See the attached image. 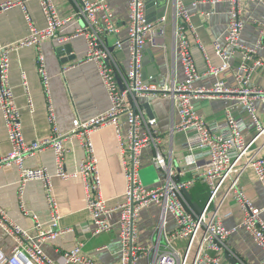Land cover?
Returning <instances> with one entry per match:
<instances>
[{
  "label": "built area",
  "instance_id": "1",
  "mask_svg": "<svg viewBox=\"0 0 264 264\" xmlns=\"http://www.w3.org/2000/svg\"><path fill=\"white\" fill-rule=\"evenodd\" d=\"M46 19V26L39 28L26 5V0H8L0 4V11L15 5L22 8L29 33L15 44L0 41V110L3 115L11 151L2 155L0 165L15 164L19 172V201L25 214V190L31 181L42 183L50 213L49 227L34 215V232L15 222L0 206V227L11 238L9 252L0 248V264H102L79 255L83 241L54 260L43 248V243L65 232L77 228H61L62 214L54 191V177L69 180L80 176L84 180L87 224L80 227L82 234L94 236L112 230L110 213L114 210L104 195L103 178L93 135L113 125L122 156L125 177L123 200L117 205L118 246L121 264H226L228 240L236 231L225 226L221 207L232 197L243 215L238 227L244 228L264 252L263 209L248 196L242 184L243 176L252 171L264 191V120L258 114V103L264 104V85H250L264 60L254 58L258 48L264 45V15L251 18L259 28L255 45L243 41L246 20L243 3L247 0H225L229 2L228 25L223 41L213 43L215 57L206 52V46L197 33L194 14L187 0H176V51L184 78L170 76L162 83L148 76L144 67L145 46L148 39L157 45L167 34L169 17L151 19L147 12V0H129L127 29L125 36L117 38L113 47L126 48L129 65L125 68L116 60L107 38L119 34L116 16L108 0H83L75 13L61 15L54 0H37ZM193 6L207 1L190 0ZM224 1V0H223ZM264 7V0H257ZM210 15V13H206ZM84 21L71 35L60 40L83 36L87 41L84 61L97 65L101 81L110 99V107L86 120L76 118L69 133H62L53 103L50 76L41 45L45 39L57 37L58 33L74 20ZM188 30L195 33L198 46L205 52L206 74L213 79L209 86L198 84L201 72L198 68ZM25 46L38 48L36 64L47 98V119L50 132L36 140L24 136L21 109L17 103L10 80L11 53ZM238 58L234 65L233 60ZM233 70L234 85H228L225 74ZM26 77L24 85L28 91ZM171 96L179 113V121L169 132L185 137L184 165L175 173L170 158L163 154V134L158 128V119L149 117L140 100L146 97ZM222 97L226 100L223 119H208L199 112V98ZM29 106L32 100L29 98ZM249 117L248 130L242 129L238 112ZM78 141L84 155L75 171L66 169L68 141ZM172 147V146H171ZM46 149H52L56 169L52 173L46 166L32 168L26 159ZM171 152L173 149L171 148ZM149 153L153 165L164 172V179L149 186L143 182L140 171L143 156ZM197 180L208 188V196L198 211L188 199L185 191H191ZM150 206L160 208L159 222L155 229L156 240L144 245L139 240L138 220L143 209ZM169 218L175 222L172 233L165 231ZM79 228V227H78ZM78 230V229H77ZM164 234V235H163ZM236 258V257H235ZM237 259V258H236ZM240 264H249L238 260ZM258 264H264V260Z\"/></svg>",
  "mask_w": 264,
  "mask_h": 264
},
{
  "label": "crops",
  "instance_id": "2",
  "mask_svg": "<svg viewBox=\"0 0 264 264\" xmlns=\"http://www.w3.org/2000/svg\"><path fill=\"white\" fill-rule=\"evenodd\" d=\"M8 0H0V4ZM61 15L69 16L76 12L83 0H54ZM129 0H108L113 9L119 34L107 38L110 49L116 54V60L125 68L129 65V53L126 48L118 50L113 47L117 38L124 37L127 29V12ZM176 0H147L148 14L151 19H156L160 13L169 17L167 34L153 45L148 39L145 46V60L152 64L145 70L148 76H154L162 83L168 77L175 76L178 80L184 78L183 70L176 51L177 39L175 36L176 20L174 17ZM190 11L194 14V24L200 39L206 46V52L215 57L213 43L223 41L228 25V1H207L193 6L190 0L186 1ZM26 5L39 28L46 26V19L37 0H26ZM243 17L246 27L243 32V41L255 45L259 38V28L251 21L264 15V7L257 0H247L243 3ZM210 13V15H206ZM82 20H74L66 25L57 37L45 39L41 45V52L45 55L48 73L50 76L51 93L55 111L58 117L59 128L66 134L73 128L76 118L82 120L94 117L105 112L110 107V99L101 81L97 65L92 61H84L87 50V41L83 36L61 41L64 36L71 35L79 26L84 25ZM29 33V28L21 6L15 5L0 11V41L4 44H15L24 39ZM192 50L201 72L198 84L209 86L213 79L206 72L205 52L198 46L195 33L187 32ZM70 45V50H60L62 45ZM38 48L25 46L11 53L10 80L14 88L17 103L21 109L24 136L27 140H36L45 137L50 132L47 119V98L41 77L38 73L36 56ZM74 57V58H72ZM256 60H264V45L258 48L254 55ZM66 60V61H65ZM238 58L233 60L234 65ZM155 64V66H154ZM26 77L28 91L24 85ZM228 85H234L233 70H229L224 77ZM250 85H264V67H259L250 82ZM29 98L32 107L29 106ZM149 102L155 118L158 119V128L163 134L161 150L168 158L175 173L184 165L185 137L175 134L173 139L169 132L174 123L180 119L175 101L171 96L157 95L140 100L141 105ZM199 112L208 119H223L226 100L222 97L199 98ZM238 112V111H237ZM242 120V129L248 130L249 117L238 112ZM258 114L264 120V104L258 103ZM99 166L103 178L104 195L114 210L110 213L113 228L107 233L94 236L91 233L82 234L81 226L87 224L89 213L86 209V194L84 180L74 177L63 180L54 177V191L60 205L62 214L61 228H77L72 232H65L48 239L43 243L44 250L54 260L74 249L79 242L84 245L79 255L102 264H121V255L118 246V218L117 205L123 200L125 192V177L122 165V156L116 139L115 127L108 126L93 135ZM172 146V147H171ZM69 152L66 156V169L75 171L83 158L84 152L78 141H68ZM7 130L0 110V152L2 155L11 151ZM171 148L173 152H171ZM26 165L32 168L46 166L54 173L56 169L54 152L46 149L33 157L26 159ZM142 170L149 186L155 185L164 179V172L157 169L149 153L143 156ZM19 172L15 164L0 165V206L9 216L25 229L34 232V215L43 223L44 228L49 227L50 213L47 205L44 188L41 182L31 181L25 190V202L28 214L20 206L19 201ZM244 185L248 196L255 204L263 209L264 217V191L257 182L252 171H247L243 176ZM206 189V191H205ZM192 200L200 207L206 201L208 188L201 180H197L190 191ZM160 208L150 206L141 211L138 220L139 240L144 245H150L156 240L155 231L159 222ZM224 224L229 229H236L228 240V251L238 260L249 264H258L264 260V252L254 242L250 234L242 227H238L242 219V211L232 197H229L221 207ZM79 227V228H78ZM175 222L169 218L165 228L167 234L172 233ZM164 235V234H163ZM12 247L11 238L0 227V248L9 252ZM227 255V254H226ZM225 255V258H226ZM145 264L142 260L140 264ZM226 264H231L226 258Z\"/></svg>",
  "mask_w": 264,
  "mask_h": 264
},
{
  "label": "water",
  "instance_id": "3",
  "mask_svg": "<svg viewBox=\"0 0 264 264\" xmlns=\"http://www.w3.org/2000/svg\"><path fill=\"white\" fill-rule=\"evenodd\" d=\"M147 12H148V5H147ZM162 15H163V12L160 13V16H159V17H161ZM60 50H63V51H67V52H68V51L70 50V45H68V44H66V45H62V46L60 47ZM72 58H74V57H72ZM65 61H66V60H65ZM151 65H152V64H150L149 62H147V61L144 59V67H145V70H149V67H150ZM154 66H155V64H154ZM143 107L145 108V110H146V112H147V114H148L149 117H154V115H153V113H152V110H151V105H150L149 102L144 103V104H143ZM185 194L187 195L188 199L192 202V204L195 206V208H196L198 211H200L201 208L198 206V204H197L195 201L192 200V196H191L190 192L186 190V191H185ZM226 258H227V260H228L231 264H240V263H238L237 259H236L234 256H232V255L227 254V255H226Z\"/></svg>",
  "mask_w": 264,
  "mask_h": 264
},
{
  "label": "rangeland",
  "instance_id": "4",
  "mask_svg": "<svg viewBox=\"0 0 264 264\" xmlns=\"http://www.w3.org/2000/svg\"><path fill=\"white\" fill-rule=\"evenodd\" d=\"M140 175H141V177H142V179H143V182H144L146 185H151V184H149L148 181L146 180V177H145L144 172H143L142 169H141V171H140ZM205 191H206V189H205ZM141 264H142V263H141Z\"/></svg>",
  "mask_w": 264,
  "mask_h": 264
}]
</instances>
